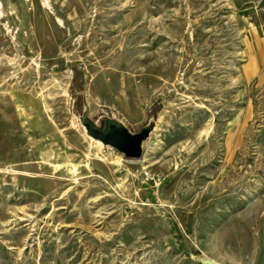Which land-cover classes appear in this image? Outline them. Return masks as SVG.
I'll return each instance as SVG.
<instances>
[{"label":"rangeland","instance_id":"obj_1","mask_svg":"<svg viewBox=\"0 0 264 264\" xmlns=\"http://www.w3.org/2000/svg\"><path fill=\"white\" fill-rule=\"evenodd\" d=\"M197 255L264 264V0H0V264Z\"/></svg>","mask_w":264,"mask_h":264},{"label":"water","instance_id":"obj_2","mask_svg":"<svg viewBox=\"0 0 264 264\" xmlns=\"http://www.w3.org/2000/svg\"><path fill=\"white\" fill-rule=\"evenodd\" d=\"M88 115L89 112L85 110L79 121L89 138L105 147L114 149L127 159L138 160L141 158L143 143L148 139L152 127H143L133 134L123 124L110 119H102L101 127H97L89 120ZM193 259L199 264H215L204 255L194 256Z\"/></svg>","mask_w":264,"mask_h":264},{"label":"bare ground","instance_id":"obj_3","mask_svg":"<svg viewBox=\"0 0 264 264\" xmlns=\"http://www.w3.org/2000/svg\"><path fill=\"white\" fill-rule=\"evenodd\" d=\"M98 143V142H97Z\"/></svg>","mask_w":264,"mask_h":264}]
</instances>
